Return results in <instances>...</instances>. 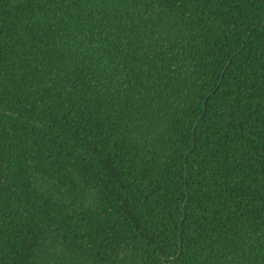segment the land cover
Segmentation results:
<instances>
[{
	"label": "trees",
	"instance_id": "16d2710c",
	"mask_svg": "<svg viewBox=\"0 0 264 264\" xmlns=\"http://www.w3.org/2000/svg\"><path fill=\"white\" fill-rule=\"evenodd\" d=\"M0 264H264V0H0Z\"/></svg>",
	"mask_w": 264,
	"mask_h": 264
},
{
	"label": "water",
	"instance_id": "95a60500",
	"mask_svg": "<svg viewBox=\"0 0 264 264\" xmlns=\"http://www.w3.org/2000/svg\"><path fill=\"white\" fill-rule=\"evenodd\" d=\"M205 110H206V101H205V108H204V112H205ZM204 115V113L201 115V117ZM200 117V118H201ZM197 124H198V122L196 123V125H195V127L197 126ZM187 200H188V195H187ZM187 200L185 201V203H184V211L186 210V203H187ZM184 218H185V214H184V216H183V218H182V221H181V227H180V249H179V254L181 253V251H182V222H183V220H184ZM178 254V255H179ZM177 255V256H178Z\"/></svg>",
	"mask_w": 264,
	"mask_h": 264
}]
</instances>
